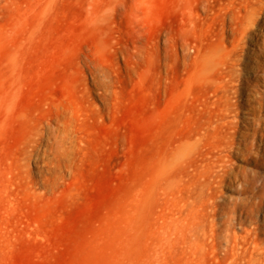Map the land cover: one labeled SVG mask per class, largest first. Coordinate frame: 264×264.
<instances>
[{
    "label": "rangeland",
    "instance_id": "obj_1",
    "mask_svg": "<svg viewBox=\"0 0 264 264\" xmlns=\"http://www.w3.org/2000/svg\"><path fill=\"white\" fill-rule=\"evenodd\" d=\"M0 264H264V0H0Z\"/></svg>",
    "mask_w": 264,
    "mask_h": 264
}]
</instances>
